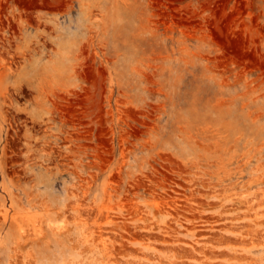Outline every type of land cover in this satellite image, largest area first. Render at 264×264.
I'll return each mask as SVG.
<instances>
[{"label":"rangeland","instance_id":"rangeland-1","mask_svg":"<svg viewBox=\"0 0 264 264\" xmlns=\"http://www.w3.org/2000/svg\"><path fill=\"white\" fill-rule=\"evenodd\" d=\"M0 264H264V0H0Z\"/></svg>","mask_w":264,"mask_h":264}]
</instances>
